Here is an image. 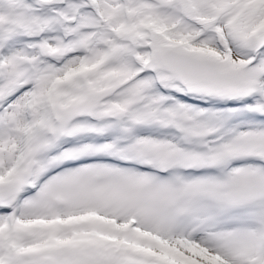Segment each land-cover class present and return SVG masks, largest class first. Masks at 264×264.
Listing matches in <instances>:
<instances>
[{"label": "snow or ice", "instance_id": "1", "mask_svg": "<svg viewBox=\"0 0 264 264\" xmlns=\"http://www.w3.org/2000/svg\"><path fill=\"white\" fill-rule=\"evenodd\" d=\"M0 264H264V0H0Z\"/></svg>", "mask_w": 264, "mask_h": 264}]
</instances>
